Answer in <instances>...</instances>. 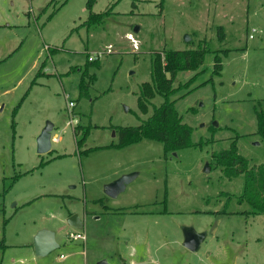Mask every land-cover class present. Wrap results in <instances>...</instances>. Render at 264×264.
<instances>
[{"label": "rangeland", "instance_id": "1", "mask_svg": "<svg viewBox=\"0 0 264 264\" xmlns=\"http://www.w3.org/2000/svg\"><path fill=\"white\" fill-rule=\"evenodd\" d=\"M87 2L0 0V264H264V214L238 201L243 175L227 178L211 158L235 139L250 166H264L255 134L264 0ZM203 46V64L178 72L169 96L202 146H115L117 127L140 124L164 101L155 94L146 112L137 106L153 54ZM216 51H228L220 74ZM47 122L51 149L38 153ZM128 173L121 193H104ZM72 213L82 228L66 224ZM186 227L205 234L197 251L182 243ZM42 228L59 243L43 256L33 245ZM75 231L85 239L69 237Z\"/></svg>", "mask_w": 264, "mask_h": 264}, {"label": "trees", "instance_id": "2", "mask_svg": "<svg viewBox=\"0 0 264 264\" xmlns=\"http://www.w3.org/2000/svg\"><path fill=\"white\" fill-rule=\"evenodd\" d=\"M94 0H88L87 10L91 9ZM109 11L102 14L89 13L88 23L102 20ZM208 49L203 46L196 50L173 51L165 50L155 52L151 61V81L143 82L140 94L137 97V106L140 111L146 112L150 99L155 94L164 97V101L153 108V112L136 126H119L116 132L119 141L115 146L121 147L143 138L159 141L164 146V151H176L186 147H201L204 143L193 142L191 139L192 126L182 120V116L175 107V100L169 96L174 92L173 81L180 71H195L204 62ZM216 51L213 59V73L220 74L222 69L220 53ZM97 63V61H88ZM255 108L257 128L255 134L264 141V106L258 102ZM84 137L77 142L79 145ZM213 164L220 167L224 176L234 178L243 175V189L238 201H246L250 205L248 213L264 214V166L249 165V161L238 152L235 139L224 149L211 152Z\"/></svg>", "mask_w": 264, "mask_h": 264}, {"label": "water", "instance_id": "3", "mask_svg": "<svg viewBox=\"0 0 264 264\" xmlns=\"http://www.w3.org/2000/svg\"><path fill=\"white\" fill-rule=\"evenodd\" d=\"M137 29H134V32H137ZM185 40L187 38L185 37ZM52 130L53 124L47 122L42 128L38 136L36 137V150L38 153H45L51 149L52 145ZM254 144H259V142H254ZM209 165L205 164L203 171H208ZM135 173H128L121 175L115 180L104 184L103 190L104 193L109 197H116L121 193L126 185L134 178ZM66 224L72 228H82L83 220L77 213H72L66 218ZM205 234L197 232L191 227H186L183 229V245L192 250L197 251L200 247L201 242L204 240ZM34 250L37 255H46L52 250L56 249L59 246L58 241L55 238V232L53 230L42 228L37 231L33 238ZM95 264H109L106 259H100ZM144 264V263H141Z\"/></svg>", "mask_w": 264, "mask_h": 264}, {"label": "built area", "instance_id": "4", "mask_svg": "<svg viewBox=\"0 0 264 264\" xmlns=\"http://www.w3.org/2000/svg\"><path fill=\"white\" fill-rule=\"evenodd\" d=\"M134 44H135V41H134ZM93 58L90 56L89 57V60H92ZM72 105V102L69 103V106ZM69 237H71L72 239L74 240H78V239H82L84 240L85 239V236L84 234H82L81 232H78V231H75V232H69Z\"/></svg>", "mask_w": 264, "mask_h": 264}, {"label": "crops", "instance_id": "5", "mask_svg": "<svg viewBox=\"0 0 264 264\" xmlns=\"http://www.w3.org/2000/svg\"><path fill=\"white\" fill-rule=\"evenodd\" d=\"M69 216V215H68ZM82 219V218H81ZM83 220V219H82Z\"/></svg>", "mask_w": 264, "mask_h": 264}]
</instances>
